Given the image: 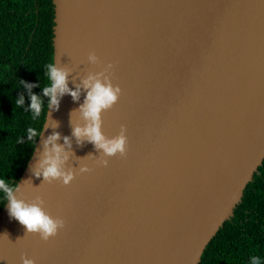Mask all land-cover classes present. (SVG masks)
Returning a JSON list of instances; mask_svg holds the SVG:
<instances>
[{
  "label": "water",
  "instance_id": "obj_1",
  "mask_svg": "<svg viewBox=\"0 0 264 264\" xmlns=\"http://www.w3.org/2000/svg\"><path fill=\"white\" fill-rule=\"evenodd\" d=\"M51 4V63L80 96L63 95L56 110L47 100L14 194L65 226L47 242L26 234L5 199L0 264H196L264 156V0ZM99 73L121 89L101 132L124 127V156L72 137L85 125L82 81ZM54 133L69 185L34 175Z\"/></svg>",
  "mask_w": 264,
  "mask_h": 264
},
{
  "label": "trees",
  "instance_id": "obj_2",
  "mask_svg": "<svg viewBox=\"0 0 264 264\" xmlns=\"http://www.w3.org/2000/svg\"><path fill=\"white\" fill-rule=\"evenodd\" d=\"M51 0H0V179L14 185L30 156L47 104L41 88L51 63ZM41 96V115L33 119L29 92ZM23 95L24 104L16 105ZM5 201L0 193V208ZM264 264V156L242 191L231 216L207 241L196 264H251V257Z\"/></svg>",
  "mask_w": 264,
  "mask_h": 264
},
{
  "label": "clouds",
  "instance_id": "obj_3",
  "mask_svg": "<svg viewBox=\"0 0 264 264\" xmlns=\"http://www.w3.org/2000/svg\"><path fill=\"white\" fill-rule=\"evenodd\" d=\"M88 60L90 63H96L97 57L95 54H89ZM107 68H113L112 64H108ZM48 80V84L41 88L42 97L48 98V108L56 110L59 107V98L67 94L72 97L73 101L79 100L80 88L72 91L67 86L68 71L64 68H57L54 64L46 65L44 73ZM39 85H26L29 92L30 104L28 106L32 113L33 119L38 118L43 110L44 101L41 96L31 93L32 87ZM82 87L86 92L83 104L80 105L78 111L85 121L84 127H74L72 129V137L77 140V143H83L84 139L93 145V147L107 157H113L117 153L121 156L125 155L127 137L124 135V127L121 126V131L115 137L106 138L102 132L101 114L108 111L117 102L121 89L119 86H113L110 80L103 76V73L89 75L82 81ZM24 104V97L21 95L16 100V105ZM36 130L28 129V140H32L38 136ZM59 133H54L44 141L43 159L39 163V168L42 171H35L34 175L44 181L58 180L62 185H69L74 179L72 171H65L62 165L68 159L64 154V147L58 145L56 141L60 140ZM64 144L71 147L69 138L64 137ZM106 165L107 161L101 162ZM88 169L82 168L81 172H87ZM19 190L18 185H10L5 179H0V193L4 194L8 201V214L11 218L19 222L24 227L27 233H38L42 241L47 242L49 238H54L58 230H62L65 222L61 218H53L46 214L41 203L28 204L23 200H18L15 192ZM22 264H34L31 259L21 257ZM251 264H262L259 257H251Z\"/></svg>",
  "mask_w": 264,
  "mask_h": 264
}]
</instances>
